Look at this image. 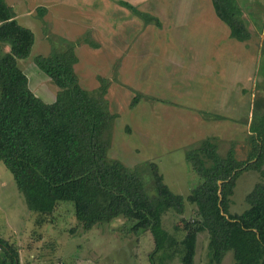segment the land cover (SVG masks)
I'll list each match as a JSON object with an SVG mask.
<instances>
[{"label":"rangeland","instance_id":"rangeland-1","mask_svg":"<svg viewBox=\"0 0 264 264\" xmlns=\"http://www.w3.org/2000/svg\"><path fill=\"white\" fill-rule=\"evenodd\" d=\"M42 1L47 0H25L23 6H36ZM128 1L158 17L160 23L144 22L130 8L113 10L106 0L105 5L91 10L92 14L95 12L101 18L107 13L121 16L124 33L118 41L126 49L116 52L119 56L114 58L107 45L103 50L81 41L78 45L83 47L77 48L75 71L80 84L87 89L101 84L99 76L107 79L104 97L110 111L117 114L110 129L108 155L127 166L138 167L150 196L156 194L150 162L156 163L163 182L173 192L185 196L200 180L185 158V149L200 137L214 136L223 156L230 146L234 147L237 159L244 160L249 155L251 120L264 117V0H237L251 30V37L241 45L229 36L227 25L216 15L215 26L210 0ZM87 4L91 8V1ZM15 6L19 8V4ZM53 15L45 16L46 24L30 13L18 19L34 34L31 51L18 59L19 66L26 71L32 91L38 89V95L45 100L54 99L57 87L32 58L50 51L47 36L55 44L59 42L58 36L63 35L74 37L73 40L88 38L100 42L102 47L105 42L110 45L107 42L114 38L113 28H105V35H94L92 27L98 24L90 17L91 24L83 31L82 24L69 14ZM135 53L140 56L133 57ZM196 105L201 108L199 121L184 108ZM258 178L253 169L237 176L231 212H241L247 206L245 193ZM191 206L186 202L182 213L166 211L163 226L181 236L183 218L191 217ZM36 217L0 160V235L19 248V264H150V232L131 233L121 218L84 230L74 216L72 202L67 200L58 201L41 225L36 223ZM206 243V234L199 233L194 264H209ZM232 261V252L228 250L221 264ZM172 262L180 264L177 256Z\"/></svg>","mask_w":264,"mask_h":264},{"label":"trees","instance_id":"trees-1","mask_svg":"<svg viewBox=\"0 0 264 264\" xmlns=\"http://www.w3.org/2000/svg\"><path fill=\"white\" fill-rule=\"evenodd\" d=\"M119 2L145 22L160 23L158 17L132 3ZM211 3L228 26L229 36L239 41L251 37L237 0ZM43 10L37 8L46 24ZM47 39L50 51L35 55L33 60L57 86L50 102L32 91L17 63L18 58L29 55L33 31L17 21L6 0H0V160L11 172L28 209L36 212V223L46 222L58 201L67 200L84 230L120 218L131 233L148 230L153 239L150 264H174L175 256L180 264H194L202 232L207 237L209 264H221L228 250L232 252L231 264H264V117L251 120V148L244 160L234 156L233 146L221 155L212 135L188 146L185 158L200 180L185 196L173 192L163 182L156 163L150 162L156 189L150 196L140 169L107 153L117 115L104 97L107 79L99 76L101 84L87 89L75 71L76 45L81 41L96 43L84 37L71 40L58 36L57 44ZM246 169L257 171L259 178L245 193L247 206L241 212H231L236 178ZM186 202L192 205L191 217L183 218V234L177 236L163 226L162 218L169 209L182 213ZM0 264H19L18 247L1 235Z\"/></svg>","mask_w":264,"mask_h":264},{"label":"crops","instance_id":"crops-1","mask_svg":"<svg viewBox=\"0 0 264 264\" xmlns=\"http://www.w3.org/2000/svg\"><path fill=\"white\" fill-rule=\"evenodd\" d=\"M7 1V3L9 4V5H11L12 6V8H13V10H14V12H15V18L17 19V21H18V19H19V17H21V16H23V15H26V14H28V13H30V14H35V16H37L38 15V12H36V10H37V8L35 9V7H38V6H43V7H45V9H46V12H45V14L43 15V19L44 20H46L45 19V16H47V15H49V14H54L53 16L54 17H58V16H64V15H68L69 14V17L70 18H73L74 17V19H76V22H78V23H80V24H82V29L81 30H85L86 29V27H89L90 25L89 24H91L90 23V21H92V20H94L95 19V21H93V22H95V23H97L98 25L96 26V27H92L93 28V34L95 35H98V34H100V35H105V34H107V32H105V28H109V29H112L113 28V30H112V35L114 36V38H113V40L111 41V42H107V43H110V45L109 44H106V42L103 44V47H102V45H100L99 43L100 42H96V41H94L95 43H96V45H92V44H90L89 42V44L91 45H89L90 47H92V48H97V49H103V50H105L104 49V46L105 45H107L108 46V49H109V51L110 52H113V54L115 55L114 56V58L116 57V56H119V54H117L116 55V52H118V53H120V52H123L125 49H126V47L124 46V48L121 46V44L119 43V41H118V39H119V37L121 36V34L122 33H124V28H123V25L124 24H122V20H120V18L119 17H121V16H117L116 14H114V13H107L106 14V16L104 17V18H101V17H99L98 15H96V13L94 12V14H92V11L91 10H96V9H98L99 8V6H100V4L102 5V4H106V0H88V1H82V0H47V1H42V2H40V3H37V5L36 6H32V7H24L23 6V3H24V1L25 0H6ZM91 1V3H92V6H91V8H90V6H88V2H90ZM116 2H114V1H111V0H107V4H109L110 5V7L113 9V10H115V8H118V10H120V9H122L123 7L125 8V9H129L127 6H125V5H123V4H121L119 1L120 0H115ZM126 1H128V0H126ZM200 1V0H199ZM128 2H130V1H128ZM210 2H211V0H210ZM130 3H132V2H130ZM15 4H19V8L18 9H16V6H15ZM132 5H134L137 9H139L138 7H137V5L136 4H134V3H132ZM202 8H203V11L204 12H207V9L205 8V5H201V3L199 4ZM211 6H212V3H211ZM212 8H213V6H212ZM135 16H138L139 18H141V19H143L141 16H139L138 14H136L135 12H133L132 10H131V8L129 9ZM140 10V9H139ZM214 10V9H213ZM141 11H143V10H141ZM203 11H200V14L201 15H205V17H206V14L203 12ZM215 12V11H214ZM216 13L213 15V18H211V19H213V23L215 24V26H216V24H217V20H216ZM92 19H90V18ZM218 17V16H217ZM219 18V17H218ZM183 19H184V16H183ZM220 19V18H219ZM144 20V19H143ZM221 20V19H220ZM111 21H113V23L111 22ZM222 21V20H221ZM19 22V21H18ZM92 22V23H93ZM101 22V23H100ZM145 22V21H144ZM151 22H153V21H151ZM224 23V22H223ZM21 24V23H20ZM42 25V24H41ZM24 26H27V25H24ZM228 27V26H227ZM82 31V32H83ZM60 35H61V33H59ZM228 34H229V28H228ZM61 36H63V35H61ZM64 37V36H63ZM65 38H67V37H65ZM74 38V37H73ZM72 38V39H73ZM67 39H69V38H67ZM71 39V40H72ZM93 41V40H92ZM246 41H248V39H246V40H244V41H240V43L238 44V45H241L242 44V42L244 43V42H246ZM77 47H75V52H77V48H79V47H83V45H76ZM79 46V47H78ZM138 49H140V48H138ZM241 51H247V50H245V49H242ZM248 52V51H247ZM142 53V50H141V52H140V54ZM47 54V53H46ZM46 54H43V55H46ZM77 54V53H76ZM37 55V54H36ZM138 57V56H140L139 54H137V53H135V54H133V57ZM249 56H250V54H249ZM78 57V56H77ZM19 59V58H18ZM17 59V63H18V65H19V60ZM32 60H33V58H32ZM251 60V59H250ZM259 60L260 59H258L257 60V65H258V63H259ZM33 62H34V60H33ZM77 62H78V60H77ZM76 62V63H77ZM251 62H252V60H251ZM76 63H75V65H76ZM75 65H74V67H75ZM254 66V65H253ZM20 67V66H19ZM21 68V67H20ZM21 69H23V68H21ZM23 71L26 73V71L23 69ZM27 75V74H26ZM46 75V74H45ZM49 77V76H48ZM50 78V77H49ZM51 79V78H50ZM29 84V83H28ZM219 85L220 86H224L223 84H221V83H219ZM57 87V86H56ZM56 90H57V88H56ZM56 90H55V92H56ZM36 95H38V89H37V91H33ZM41 99H42V97L40 96V95H38ZM55 97V96H54ZM44 101H47V102H50V101H52V100H45V99H43ZM224 102V101H223ZM222 106H224V103H222L221 104ZM187 111H190V112H192L193 113V115H194V117H195V119H196V121H199V119H200V117H201V115H200V106H198V105H196L195 107H192V106H185L184 107ZM249 108V107H248ZM215 112V110H210V112ZM197 125H199L198 123H197ZM201 138V137H200ZM198 139V138H197ZM18 251H19V248H18Z\"/></svg>","mask_w":264,"mask_h":264},{"label":"water","instance_id":"water-1","mask_svg":"<svg viewBox=\"0 0 264 264\" xmlns=\"http://www.w3.org/2000/svg\"><path fill=\"white\" fill-rule=\"evenodd\" d=\"M218 183H220V180L218 181Z\"/></svg>","mask_w":264,"mask_h":264}]
</instances>
